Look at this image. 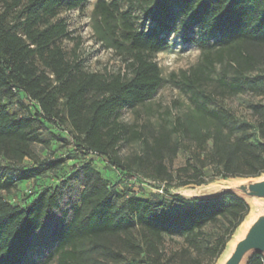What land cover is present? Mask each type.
Here are the masks:
<instances>
[{
    "label": "trees",
    "instance_id": "16d2710c",
    "mask_svg": "<svg viewBox=\"0 0 264 264\" xmlns=\"http://www.w3.org/2000/svg\"><path fill=\"white\" fill-rule=\"evenodd\" d=\"M84 2L0 0V264H21L32 236L55 211H60L55 264L217 260L249 212L243 200L223 194L192 200L167 195L166 201H151L134 195L126 185L125 189L109 185L86 160L89 155L99 157L121 176H131V168L118 156L120 144L142 140L143 135L122 123L120 112L153 97L162 78L152 56L168 47L166 34L175 25L187 22L198 29L204 48L200 62L181 72L193 110L161 129L151 142L146 140L138 165L153 171V180L167 178L164 157L176 155L182 138L192 144L198 166L188 162L183 171L191 168L197 175L215 165L223 178L263 175L264 144L252 143L250 125L238 121L222 103L246 92L264 96V0H97L95 13L104 21L119 17L121 32L113 37L132 52L128 73L113 75L84 71L59 46L69 36L67 26L52 21L61 9H81ZM20 6L15 23H9L10 13ZM139 13L156 29L138 31ZM212 35L218 40L208 46ZM209 82L215 84L211 91L204 89ZM251 114L255 131L264 139V105L252 106ZM48 125L62 132L63 126L68 129L75 150L66 157L78 160L62 189L38 186L45 174L60 173L65 165L60 157L34 159L33 146L46 144L42 130ZM56 131L55 139L65 143L64 135ZM26 160L34 164L26 165ZM30 182L34 192L23 188L18 191L22 203H12L17 187ZM72 183L80 189L78 199L71 197ZM189 184L185 181L181 186ZM220 222L227 224V236L206 241L203 229ZM173 233L183 234L186 245L167 254L164 239ZM249 264H264V259L254 255Z\"/></svg>",
    "mask_w": 264,
    "mask_h": 264
},
{
    "label": "rangeland",
    "instance_id": "374dc122",
    "mask_svg": "<svg viewBox=\"0 0 264 264\" xmlns=\"http://www.w3.org/2000/svg\"><path fill=\"white\" fill-rule=\"evenodd\" d=\"M107 2L111 0H106ZM97 0H85L81 9L60 10L56 19L52 22L64 21L67 26L68 37L61 39L58 43L66 54L67 59L78 63L81 68L90 73H99L103 75H113L116 73H128L126 63L130 61L132 52L128 45L122 41L117 43L114 34H120V19L114 21H104L102 17L95 13V3ZM125 5L121 6L124 11ZM20 6L9 16V23H15V19L21 11ZM2 8L0 7V13ZM135 27L138 31H149L156 29L154 24L145 19L142 13L136 14ZM166 33V32H165ZM198 29L190 27L187 22L184 26L180 23L175 25L174 30L166 34L168 47L163 51L152 56L156 62L162 83L153 95V97L144 104L137 105L133 108H124L120 112L119 120L125 125L133 127L135 131L143 135L142 140L127 141L120 144L118 156L121 161L131 168V176L126 178L121 176L118 171L108 164L105 160L91 156L86 161L90 162L93 169L98 171L101 176L108 181L109 185H116L119 189L130 188L132 193L138 197L147 198L151 201H166L167 195H178L184 199L192 200L194 197L187 188H206L213 185H220L227 181L242 180L243 178L228 177L223 178L220 167L209 165L203 168L201 174H195L193 169L186 168L189 162L192 166H197L193 159V146L187 139L179 138L178 151L175 156L168 154L164 157V163L167 168L168 176L163 180H153L150 172L141 165H138L137 158L143 157L145 153L144 142H151L152 137L163 128H170L177 117L186 113H191L193 105L190 101V94L182 85L181 72L188 71L196 66L201 59L202 48L198 41ZM218 40L216 35L208 39V46L213 45ZM213 82L205 84L204 89L211 91L214 87ZM225 109L232 111L238 121L250 125L249 132L252 134V143L262 147L264 139H261L255 131L256 121L251 114V107L254 105H264V96L253 95L250 92L227 98L223 101ZM63 132L53 129L48 125L42 130V137L46 144L33 146L34 159L38 161L52 160L60 157L64 160V170L60 173H47L38 181V186L53 187L62 189L63 182L67 178L75 159H68L67 152L75 150L71 144V139L65 126ZM57 130V131H56ZM55 131L64 135L65 143L57 141L52 133ZM62 135V136H63ZM173 141H176L173 136ZM67 142V143H66ZM67 145V146H66ZM62 146H66L65 148ZM210 144H207V148ZM206 148V149H207ZM75 152V151H74ZM73 153V152H72ZM65 155V156H64ZM74 155V154H71ZM80 157V155H76ZM75 157V156H71ZM81 158V157H80ZM4 162L2 161L1 164ZM26 165L34 164V160H26ZM198 167V166H197ZM121 181L122 183H118ZM185 181L190 182L187 186H181ZM26 188L34 192L33 183H24L17 187L13 192L12 203L21 204L24 197L21 196L20 190ZM38 189V187H37ZM71 197L78 199L80 189L72 183L70 186ZM19 191V192H18ZM60 211H55L53 216L45 222L44 227L35 233L30 240V247L23 257L21 264H55L56 257L53 255L55 249V231L59 226ZM246 217L244 218V220ZM244 220L242 222H244ZM242 224V223H241ZM235 229L228 237L225 248L231 241L232 237L241 226ZM227 224L220 222L217 225H210L203 229L204 239L214 242L219 236H227ZM184 236L181 233L166 235L164 239L165 252L171 253L185 247ZM224 248V250H225ZM254 257V256H252ZM248 259L247 264L252 259ZM126 264H138L129 262ZM217 260L205 258L204 264H216Z\"/></svg>",
    "mask_w": 264,
    "mask_h": 264
},
{
    "label": "water",
    "instance_id": "95a60500",
    "mask_svg": "<svg viewBox=\"0 0 264 264\" xmlns=\"http://www.w3.org/2000/svg\"><path fill=\"white\" fill-rule=\"evenodd\" d=\"M201 189L202 194L194 196V199H212L223 194H233L249 208L239 237L228 249L227 245L216 264H247L248 259L254 255L264 259V174Z\"/></svg>",
    "mask_w": 264,
    "mask_h": 264
},
{
    "label": "bare ground",
    "instance_id": "6f19581e",
    "mask_svg": "<svg viewBox=\"0 0 264 264\" xmlns=\"http://www.w3.org/2000/svg\"><path fill=\"white\" fill-rule=\"evenodd\" d=\"M185 190H190L193 193V195H190V196L184 195L183 192ZM182 194L184 196H186V197L200 196L202 194V189L201 188H187V189H182ZM250 206L252 207L253 205H250ZM244 226H245V222L243 224H241V226L238 228V230L236 231V233L232 237L231 241L229 242L227 249L232 245V243L234 242V240H236L239 237V235H240L242 229L244 228Z\"/></svg>",
    "mask_w": 264,
    "mask_h": 264
}]
</instances>
